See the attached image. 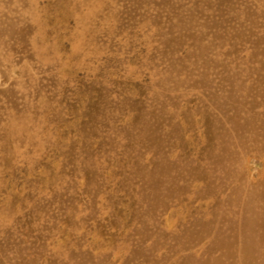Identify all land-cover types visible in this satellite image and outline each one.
Instances as JSON below:
<instances>
[{"label":"rangeland","instance_id":"374dc122","mask_svg":"<svg viewBox=\"0 0 264 264\" xmlns=\"http://www.w3.org/2000/svg\"><path fill=\"white\" fill-rule=\"evenodd\" d=\"M0 264H264V0H0Z\"/></svg>","mask_w":264,"mask_h":264}]
</instances>
